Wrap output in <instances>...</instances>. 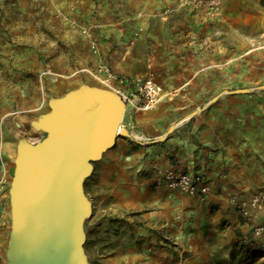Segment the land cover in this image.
Here are the masks:
<instances>
[{
  "label": "crops",
  "instance_id": "obj_1",
  "mask_svg": "<svg viewBox=\"0 0 264 264\" xmlns=\"http://www.w3.org/2000/svg\"><path fill=\"white\" fill-rule=\"evenodd\" d=\"M21 1L28 6L29 0ZM42 1L62 12V22V16L81 20L98 42V53H94L84 29L70 26L71 61L61 65V70L71 75L61 81L59 95L73 89L105 90L94 76L101 62L126 78L152 79L164 93L150 113L134 114L132 133L147 134L156 140L168 136L164 143L151 148L149 158L150 162L156 160L153 165L157 166V176L175 167L201 171L209 181L210 193L204 199L165 188L147 196L150 213L145 216L149 221L145 237L139 230L133 239L124 233L131 255L114 250L101 253L100 261L174 264L169 248L173 239L180 246L192 248L197 258H183V264H224V260L226 264H264V241L253 236V228L264 222V203L251 210L250 217H244L238 208L252 195L264 193V151L246 136L245 127L234 125L239 113L233 110L232 102L237 99L213 103L219 76L233 66V39L238 35L239 23H253V0H225L210 18L194 11L184 0ZM135 31L140 32L139 38L129 47ZM85 84L91 87L82 88ZM133 113L124 107L122 121L129 120ZM8 181L1 194L0 264H88L75 245L74 190L57 198L46 184L42 187L28 178L23 166L9 175ZM89 208L84 198L83 214ZM16 216L23 223L34 222L36 230L29 234L21 224L20 232H16ZM155 229L163 233L160 253ZM242 244L251 251L258 249L259 256L231 258L235 247ZM146 248L151 253L146 254Z\"/></svg>",
  "mask_w": 264,
  "mask_h": 264
},
{
  "label": "rangeland",
  "instance_id": "obj_2",
  "mask_svg": "<svg viewBox=\"0 0 264 264\" xmlns=\"http://www.w3.org/2000/svg\"><path fill=\"white\" fill-rule=\"evenodd\" d=\"M261 1L253 0L250 5L253 23H239L238 35L233 39V66L219 76L215 88L218 95L213 103L224 98L237 99L232 102L233 110L238 109L239 113L234 125L245 127L246 136L264 151V6ZM60 15V10L45 5L42 0H29L27 7L21 0H0V176L4 179L3 194L9 175L15 174L23 166L24 157L47 139L49 132L45 120L76 90H69L63 96L58 93L61 81L71 75L70 71H62L61 65L71 61L70 26L73 27L65 16H62L65 23L62 22ZM81 73L92 75L88 70ZM94 76L102 86L97 70ZM89 86L85 84L82 88ZM133 112L129 120L122 121L130 136L118 137L113 146L91 161V170L82 183L84 198L90 206L81 220V254L88 264L101 263L100 242L96 241L95 232L105 225L108 226L102 232L106 234L105 242H110L119 230L130 239L139 230L144 238L149 225L145 216L150 213L147 196L158 189L164 190L161 176L155 173L156 160L150 162L149 157L151 148L164 143L168 136L162 141L143 133L134 135L133 116L137 112ZM31 208L29 205V214ZM15 222L16 232H20L21 224L29 234L36 230L32 221L26 224L16 216ZM161 233L155 229L158 253L164 248V242L159 240L163 237ZM169 242L174 264H183V258L197 259L192 248L180 246L173 239ZM259 252L242 244L235 247L231 258L255 259ZM226 262L224 260V264Z\"/></svg>",
  "mask_w": 264,
  "mask_h": 264
},
{
  "label": "water",
  "instance_id": "obj_3",
  "mask_svg": "<svg viewBox=\"0 0 264 264\" xmlns=\"http://www.w3.org/2000/svg\"><path fill=\"white\" fill-rule=\"evenodd\" d=\"M124 107L120 97L106 89L71 92L45 120L47 139L23 160L28 178L37 180L42 187L46 184L57 198L74 190V239L79 253L84 211L82 183L91 170V161L113 146L118 137L130 136L122 126Z\"/></svg>",
  "mask_w": 264,
  "mask_h": 264
},
{
  "label": "built area",
  "instance_id": "obj_4",
  "mask_svg": "<svg viewBox=\"0 0 264 264\" xmlns=\"http://www.w3.org/2000/svg\"><path fill=\"white\" fill-rule=\"evenodd\" d=\"M185 4L190 6L194 11L204 12L207 18L216 15L222 3L225 0H184ZM169 13V10L166 11ZM66 21L72 26L82 27L87 36L89 45L94 53H98V42L89 31L82 26L81 20H74L69 16H65ZM140 32L135 31L131 34L129 47H133ZM149 68L151 60H149ZM97 77L106 90L113 92L120 97L125 107L130 111L148 114L159 103L164 89L155 83L152 79L144 78H126L115 72L108 64L101 62L97 68ZM161 185L170 192L180 193L182 195L204 199L210 193L209 181L201 171L183 170L172 167L166 170L161 176ZM4 187V179L0 176V212L2 209V188ZM264 203V193H256L252 195L248 202H244L238 207L244 217H250L251 210L259 209ZM253 236L256 239H264V222L253 228Z\"/></svg>",
  "mask_w": 264,
  "mask_h": 264
},
{
  "label": "bare ground",
  "instance_id": "obj_5",
  "mask_svg": "<svg viewBox=\"0 0 264 264\" xmlns=\"http://www.w3.org/2000/svg\"><path fill=\"white\" fill-rule=\"evenodd\" d=\"M106 238V234L102 233V230H97L95 232V239L96 241H99V247H98V253H104V254H108L109 252H112L114 250H118L120 252V254H129L131 255L130 251L128 252V247H129V240H127L126 236L124 235L123 232H117L116 234H114L112 236V240L110 242H105L103 239ZM105 243H104V242ZM107 245H110V247L108 248ZM151 249L146 248V254L151 253ZM135 253V252H134ZM124 261L119 260L117 263L115 264H122ZM100 264H105V262H101Z\"/></svg>",
  "mask_w": 264,
  "mask_h": 264
},
{
  "label": "trees",
  "instance_id": "obj_6",
  "mask_svg": "<svg viewBox=\"0 0 264 264\" xmlns=\"http://www.w3.org/2000/svg\"><path fill=\"white\" fill-rule=\"evenodd\" d=\"M262 5L264 6V0L261 1Z\"/></svg>",
  "mask_w": 264,
  "mask_h": 264
}]
</instances>
